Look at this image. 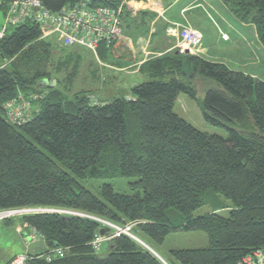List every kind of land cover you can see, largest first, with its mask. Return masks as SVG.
<instances>
[{"label":"trees","instance_id":"16d2710c","mask_svg":"<svg viewBox=\"0 0 264 264\" xmlns=\"http://www.w3.org/2000/svg\"><path fill=\"white\" fill-rule=\"evenodd\" d=\"M41 1L58 10L79 0ZM222 1L240 22L255 27L264 47V0ZM0 9L5 16L3 4ZM140 15L143 22L150 16ZM41 39L31 22L0 37V62L17 57L0 68V209H69L134 224L133 233L151 247L142 237L162 245L172 232L207 235L208 246L172 250L169 264H247L264 251V81L175 50L141 66L149 80L135 85L130 97L91 104L85 92L71 95L58 88L47 70L55 45ZM100 53L105 59L111 49L101 46ZM199 78L214 84L203 98ZM53 79L55 86L43 87ZM19 91L41 97L35 100L37 112L17 126L3 107ZM181 93L196 100L205 121L226 128L228 136L200 131L175 113ZM116 177L135 178L131 193L105 183L98 197L81 182ZM207 195L213 211L194 216ZM178 216L181 222L174 223ZM22 221L42 234L50 250L64 249L51 261L45 257L50 250L29 253L27 264H164L125 234L106 240L110 253L101 257L92 245L105 227L100 221L57 212L25 214Z\"/></svg>","mask_w":264,"mask_h":264},{"label":"rangeland","instance_id":"374dc122","mask_svg":"<svg viewBox=\"0 0 264 264\" xmlns=\"http://www.w3.org/2000/svg\"><path fill=\"white\" fill-rule=\"evenodd\" d=\"M1 4L2 3L0 0V7ZM192 19L198 22V28H195L200 32H208L213 34L214 36L215 33L217 34V32L215 31L216 28L209 19H206L204 16H200V18L193 16ZM233 23L238 24V21L233 20ZM4 24V11L0 9V27H2ZM247 24L251 26V24ZM255 31L251 27L250 31L249 29H247L244 33L250 40V52L254 51L253 54L256 53L257 56L255 54L251 55L250 53H248L247 48L246 50H244L241 45V40H239V43L241 44H237L233 49L230 47V45L229 48H227L228 46H222L224 48H217L220 51V60L216 59V57L214 60V58L206 56V53L203 52V44L200 47V50L197 51V54H190L192 56L203 58L205 60L210 59L208 61H223V63H226L233 70L243 71L264 81V47H262V44L260 43ZM222 38L225 39L226 37L222 34ZM44 39H48L49 42H52L55 45L52 51L53 59H51V62H49L47 70L51 77H54L58 80V88L66 90L71 95L85 92V94H89L91 104L109 102L117 97L122 96L130 97L129 95L131 94V89L134 87V85L136 83L146 81V78L143 75L137 76V74L139 73L138 71L132 73L129 72L131 74L122 72V70H120L121 67L117 68L118 66H120V63L116 60V58L112 56H108L107 58L103 59L101 53L96 56L90 50L84 47L72 46L64 48L61 43L55 39V37L43 38L41 40ZM178 50L180 51V49ZM24 54L26 53H23L21 56H23ZM16 59L17 57L9 61H1L0 68H8L10 64H14L17 62ZM196 83L198 86V96L200 98L204 97V92L207 87H209L210 85H214L212 82V84L210 82L206 83L200 78ZM43 94L48 95L49 92L44 91ZM37 95L39 96V98L41 97L39 94H34L33 96L30 95L27 97L25 96L24 92L19 91L14 98H17L19 102L25 100L28 104L30 103V107L28 108L30 109L29 113L32 117L37 112L40 106V102L35 101L38 100V98H35V96ZM42 96L44 98V95ZM14 98H12L11 100H13ZM11 100L7 101L6 103H11ZM174 111L180 117L190 122L200 131L209 134H218L224 137L228 136V131L226 128L214 126L206 122L203 118L198 102L190 98L185 93H181L178 96ZM133 181H135V178L129 177H116L113 179L88 178L81 180L83 186L98 197L101 196V186L105 183L113 185L114 189L118 193L129 194L131 193L129 183ZM206 200L207 203L200 209L196 210L193 214L194 216L205 215L213 211L214 202L211 200L210 195L206 196ZM218 200H220L225 206L231 205V202L225 197L219 196ZM53 209L67 212L66 214L70 215L90 218L95 221H99V219H101L100 217L93 216L81 211L56 208ZM2 211L5 212L7 210ZM36 213H49V211ZM221 213H223V215H227L228 210H222ZM23 215L25 214H19L15 217L9 218V220L12 219L11 221H6L8 220L6 219L5 221L0 222V264H6L15 255L25 253V251H27L30 247L28 245L31 244L29 242L31 237L37 235V232L34 233L32 231V228L29 227L28 224L23 223ZM172 219L174 220V223L181 222V216H178V218L176 219L172 217ZM39 234L42 236L41 233ZM142 239H144L146 242H149L153 246L151 247L148 245L155 251L158 256H160L166 262V264H169L168 260L170 259V252L172 250L203 248L208 246L209 244L207 235L202 231L172 232L167 236L165 243L162 245H157L156 243H153L152 241L144 237H142ZM36 241L37 240H35V243L32 244L33 252L35 251L36 253L37 249L39 253L43 252L44 248L39 245L43 242L42 237L40 238V240H38L37 242ZM39 241L41 242L38 243ZM98 253L101 257H106L110 253L109 243L104 242L102 244V247L98 249ZM255 263L264 264V257L261 254H258L255 257Z\"/></svg>","mask_w":264,"mask_h":264},{"label":"built area","instance_id":"2783aa9c","mask_svg":"<svg viewBox=\"0 0 264 264\" xmlns=\"http://www.w3.org/2000/svg\"><path fill=\"white\" fill-rule=\"evenodd\" d=\"M129 1L146 4L148 0H79L74 3L64 5L58 10L46 7L41 0H2L6 9L5 24L0 31V37H3L7 30L27 22L36 25L41 31L42 38L55 37L61 45L65 47L80 46L90 50L98 56L101 46L112 49L113 45L123 34V14L129 5ZM167 34L177 37L180 51L189 50L192 54H197L203 44L204 36L202 32L191 25H185L178 22L172 23L167 28ZM25 98V97H24ZM39 98V96H35ZM10 103V102H9ZM4 105L6 117L13 125H22L26 123L31 115L29 113L30 103L25 100L19 102L17 98L11 100V103ZM2 210H7L3 212ZM57 212L64 213L53 208H18V209H0V222L15 217L19 214H32L36 212ZM73 213V212H72ZM105 227L111 231L106 234H97L92 242L95 250H98L102 243L122 234L135 239L136 235L132 228L134 224L125 226L114 222L99 219ZM34 235L29 240L35 243L42 237L36 229L32 228ZM30 235V233H29ZM29 239V238H28ZM36 241V242H37ZM64 249H51L45 255L48 261L62 256ZM261 254L264 257V251H258L254 257L247 260V264H256L255 257ZM31 259L29 253H20L15 255L6 264H27Z\"/></svg>","mask_w":264,"mask_h":264},{"label":"crops","instance_id":"0c3cea01","mask_svg":"<svg viewBox=\"0 0 264 264\" xmlns=\"http://www.w3.org/2000/svg\"><path fill=\"white\" fill-rule=\"evenodd\" d=\"M128 3L127 14H124L125 18H123V34L113 45L110 53V56L116 58L120 63L117 68L121 67L120 70L124 73L138 71L137 76L143 75L146 80H149L148 76L140 71L141 66L151 58L179 49L178 38L167 34V28L175 22L198 28V22L192 19L193 16L198 18L204 16L216 28L217 34L215 33V36L202 31L204 36L203 52L206 53V56L214 58V60L216 57L220 60L221 55L217 48H224L222 46H228L227 48H229L230 45L233 49L241 43L244 50L247 48L248 53L256 55V53L253 54L254 51L250 52V40L244 33L247 29L250 31L251 27L255 31V27L240 22L222 0H148L146 4L135 1H129ZM141 12L150 14V16H146L145 22L142 21ZM152 14L154 16H151ZM233 20L238 21V24L233 23ZM222 34L226 37L225 39L222 38ZM239 40H241V43H239ZM214 60L211 61L223 63V61ZM137 84L140 83L135 85ZM107 242L109 243V241ZM32 244L28 245L30 247L25 253H35ZM39 245L44 248L43 252L50 250L44 242ZM110 249L111 244L109 243ZM36 253H39L38 249Z\"/></svg>","mask_w":264,"mask_h":264},{"label":"water","instance_id":"95a60500","mask_svg":"<svg viewBox=\"0 0 264 264\" xmlns=\"http://www.w3.org/2000/svg\"><path fill=\"white\" fill-rule=\"evenodd\" d=\"M186 54H189L190 51L189 50H186L185 51ZM56 84V80H51V81H48V80H45L43 81V87L45 86H50V87H53L55 86ZM111 231V229L109 227H103L101 230H100V233L102 235H106L107 233H109ZM135 240H137L138 242H140L142 245L146 246L151 252H153L164 264H166V262L160 257L158 256L155 251L148 246V244H146L144 241H142L141 239H139L137 236L135 237Z\"/></svg>","mask_w":264,"mask_h":264},{"label":"bare ground","instance_id":"6f19581e","mask_svg":"<svg viewBox=\"0 0 264 264\" xmlns=\"http://www.w3.org/2000/svg\"><path fill=\"white\" fill-rule=\"evenodd\" d=\"M10 99V98H9ZM89 99V98H88ZM11 100V99H10ZM2 105V104H1Z\"/></svg>","mask_w":264,"mask_h":264}]
</instances>
